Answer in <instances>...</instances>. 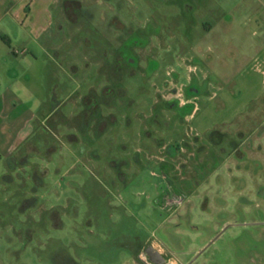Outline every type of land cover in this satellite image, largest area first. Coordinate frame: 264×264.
Wrapping results in <instances>:
<instances>
[{"label":"rangeland","instance_id":"1","mask_svg":"<svg viewBox=\"0 0 264 264\" xmlns=\"http://www.w3.org/2000/svg\"><path fill=\"white\" fill-rule=\"evenodd\" d=\"M13 1L0 0V264H140L143 242L170 261L260 264L264 156L242 155L264 92L258 0H30L22 26ZM171 194L184 200L164 208Z\"/></svg>","mask_w":264,"mask_h":264},{"label":"crops","instance_id":"2","mask_svg":"<svg viewBox=\"0 0 264 264\" xmlns=\"http://www.w3.org/2000/svg\"><path fill=\"white\" fill-rule=\"evenodd\" d=\"M28 3H27V2ZM259 4L262 5V8L264 9V0H258ZM29 3H31L30 0H14L13 3H12V9L10 10L11 12L14 10V15L13 17L14 18H17L19 19V24L20 26H22V24H28L30 21L28 20V12L26 13L25 12V15L22 17V13H18L15 11L16 7H18L19 5H23L24 8H26V10H29L28 7H29ZM14 4V5H13ZM263 13H264V10H263ZM254 20L257 22V24L259 25V31L263 34L264 36V17H262L260 14H254ZM264 38V37H263ZM264 41V40H263ZM258 53L262 54L261 51H258ZM258 54H255L254 57H256ZM243 56V55H242ZM244 57V56H243ZM262 57V60L264 59V52L263 54L261 55ZM247 59V57H244ZM1 95H0V109L1 107L3 106L4 104V99H1ZM261 99L262 101H258L256 102L257 105L253 104L251 105V103H249L248 105V110L246 112V115L244 116H247V119H249V124L251 125L250 127H248V130L249 132H247L246 136H245V141L247 142V151H244V153L242 154L243 156L247 155L249 157H251L252 155H259L262 157L263 159V146H262V142L259 141V137H261L262 135H264V92L263 94H261ZM13 106V105H12ZM12 106H7L6 104V108L7 110L10 109V107ZM55 107H52L51 108V111L54 110ZM249 117V118H248ZM248 121V120H247ZM241 124V123H240ZM239 122L237 121V125L234 126L235 127V131H238L239 133H243L242 130V124L240 125ZM247 128V127H246ZM212 133H216V134H221V135H225L226 134V131L225 130H214V131H211L209 134H208V138L205 134L201 133L200 132V135H201V139H202V142H200L204 147H206V145L204 144V142H206L205 140H208L210 141V144L212 142V144L216 145L218 144V142H220L219 140L218 141H215L216 139H210L212 137H210V135ZM246 144V143H245ZM257 144H259V147L260 149L259 150H256V146ZM208 148H214V146H211V147H208ZM205 149V148H204ZM144 243V242H143ZM143 243L141 246H139L138 248L142 247L143 246ZM204 245V244H203ZM202 245V246H203ZM138 248H137V251L134 252L133 254V257L135 256V259H136V262L140 263V264H148L142 257L139 256L138 254ZM153 248H155L158 252H160L162 255V248L156 244V245H153ZM238 251H242V249L240 248H237ZM193 255V254H192ZM191 257V256H190ZM262 259V254H260V259H259V263L260 264H263L264 263V260H261ZM175 260V261H174ZM173 261H170V260H166L165 259V264H191L192 263V260L189 261V257L188 258H175Z\"/></svg>","mask_w":264,"mask_h":264},{"label":"flooded vegetation","instance_id":"3","mask_svg":"<svg viewBox=\"0 0 264 264\" xmlns=\"http://www.w3.org/2000/svg\"><path fill=\"white\" fill-rule=\"evenodd\" d=\"M68 1L72 2L74 5L78 6L77 8L82 9L80 2H78L76 0H68ZM119 39H122V38H119ZM125 39H126V37H123L122 41L120 40V42H125L126 41ZM147 245H149V244H145L142 247L138 248L139 256L142 257L149 264H157L159 261V258L152 252V250H150V249L146 250ZM163 259H164V261L161 264H165V258L163 257Z\"/></svg>","mask_w":264,"mask_h":264},{"label":"built area","instance_id":"4","mask_svg":"<svg viewBox=\"0 0 264 264\" xmlns=\"http://www.w3.org/2000/svg\"><path fill=\"white\" fill-rule=\"evenodd\" d=\"M183 200L184 198L181 194L168 195L164 198V208L179 207L182 204Z\"/></svg>","mask_w":264,"mask_h":264},{"label":"water","instance_id":"5","mask_svg":"<svg viewBox=\"0 0 264 264\" xmlns=\"http://www.w3.org/2000/svg\"><path fill=\"white\" fill-rule=\"evenodd\" d=\"M127 63L129 64V65H133V64H135V60H134V57L133 56H131V55H128V57H127ZM148 249H150V250H152V252L159 258V261H158V263L157 264H161L163 261H164V259H163V255L160 253V252H158L155 248H153L152 247V245H147V248H146V250H148ZM148 263V262H147ZM149 264V263H148Z\"/></svg>","mask_w":264,"mask_h":264}]
</instances>
